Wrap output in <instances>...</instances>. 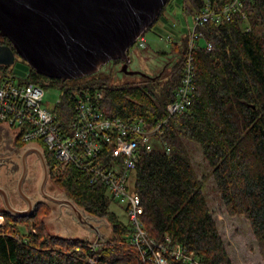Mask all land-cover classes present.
Masks as SVG:
<instances>
[{
	"label": "trees",
	"instance_id": "1",
	"mask_svg": "<svg viewBox=\"0 0 264 264\" xmlns=\"http://www.w3.org/2000/svg\"><path fill=\"white\" fill-rule=\"evenodd\" d=\"M207 1L184 0L185 16L196 14ZM209 1L217 7L228 0ZM241 8L230 20L201 28L204 38L196 49L197 96L186 113L169 118L160 144L141 149L131 178V188L140 193L142 222L150 237L167 244L168 236L170 244L185 245L199 264H232V260L185 139L201 145L227 212L249 219L264 256V0H245ZM186 40L175 42L172 50L179 59L160 82L146 78L141 84L118 87L96 74L62 81L33 68L20 79L44 87L45 82L63 86L56 108L63 125L74 115L77 93L101 88L106 97L100 109L106 115L141 116L153 126L167 116L166 105L182 81ZM205 40L212 42L211 50L204 46ZM0 42L11 45L6 37ZM46 157L52 173L53 158L48 152ZM57 181L77 205L109 220L112 238L94 245L88 239L47 232L41 220L47 212L45 204L30 218L0 210L6 219L0 227V264H147L129 241V224L110 210L112 199L103 183L92 182L74 164ZM25 223L34 228L23 233ZM169 257L172 264H188Z\"/></svg>",
	"mask_w": 264,
	"mask_h": 264
},
{
	"label": "built area",
	"instance_id": "2",
	"mask_svg": "<svg viewBox=\"0 0 264 264\" xmlns=\"http://www.w3.org/2000/svg\"><path fill=\"white\" fill-rule=\"evenodd\" d=\"M244 1L228 0L216 7L208 0L192 15V24L188 22L185 31L166 36L171 44L176 41L183 44L184 37H187L182 81L174 99L166 105L167 116L153 126L141 116L124 119L106 115L100 109L106 97L101 88L77 93L74 115L63 125L56 111L62 98L53 108H48L43 84L17 81L18 75L14 72L0 73V124L9 128L24 147L36 146L48 152L53 158L54 172L62 173L69 164H74L92 182L103 183L109 197L126 211L132 230L129 241L137 247L147 264L150 260L153 264H172L169 255L182 258L188 264H199L196 254L185 245L170 244L168 236L167 244L150 237L142 222L144 208L140 193L131 188V178L141 149L151 150L160 144L169 118L186 113L197 96L196 49L204 38L201 28L208 23L230 20L235 13L242 11ZM137 39L135 43L145 48V34ZM204 46L207 50L213 47L210 40H205Z\"/></svg>",
	"mask_w": 264,
	"mask_h": 264
},
{
	"label": "water",
	"instance_id": "3",
	"mask_svg": "<svg viewBox=\"0 0 264 264\" xmlns=\"http://www.w3.org/2000/svg\"><path fill=\"white\" fill-rule=\"evenodd\" d=\"M169 0H0V37L11 45L0 43V65L12 66L24 77L28 70L49 78L65 81L89 76L110 61L121 60L122 71L130 70L129 50L144 32L151 28ZM19 56L24 61H16ZM37 152L44 165L41 189L51 201L67 205L84 227L100 231L72 198L53 196L44 191L50 166L45 152L36 146L24 149V170L19 178V191L28 200L30 209H18L10 203L5 189L6 208L14 216L32 213L33 202L22 189L27 173L26 157ZM100 236V235H99Z\"/></svg>",
	"mask_w": 264,
	"mask_h": 264
},
{
	"label": "rangeland",
	"instance_id": "4",
	"mask_svg": "<svg viewBox=\"0 0 264 264\" xmlns=\"http://www.w3.org/2000/svg\"><path fill=\"white\" fill-rule=\"evenodd\" d=\"M184 0H169L164 13L157 18V21L153 26L147 29L144 34L147 39V45L145 48L140 47L137 43L133 44L130 49L131 62L129 63V69L139 70L146 74L145 76L139 73L129 74L122 71L121 60L110 61L101 67V70L93 73L96 76L103 78L107 77L109 83L113 86L120 87L133 86L135 84H141L145 79H153L154 81H164L167 76L173 70L175 63L179 59V54L172 49L175 43L167 41L166 36H174L176 32L185 31L187 23L193 21L192 16H185L183 9ZM16 58H19L17 56ZM5 66V65H4ZM12 66L0 67V73L12 72ZM24 78V77H21ZM20 80V76L17 77V81ZM45 104L48 108H53L56 101L62 98L63 86L57 83L45 82ZM104 92L105 89H103ZM5 133V134H3ZM1 133L0 137V152L3 154H12L15 148L12 147V142L8 138V133L5 131ZM6 137V138H5ZM155 142V139H153ZM186 146H188L189 155L193 160L194 167L198 176L203 179L204 193L208 199L209 206L214 213L216 225L219 232L225 241L227 251L230 253L232 264H264V256L262 254L258 239L255 237L252 224L248 218L242 214L231 215L227 212L225 205L220 197L218 187L215 182V178L211 172L207 159L203 154L201 145L192 140L185 139ZM22 144V143H21ZM23 145V144H22ZM16 152V151H15ZM17 156L14 155V162H18ZM30 180H36V177L40 178L43 174V167L36 159L35 155L30 157ZM11 167H1L0 169V181L18 177L19 172H11ZM66 171V170H65ZM57 173L52 171L48 178V190L53 196H68L64 191L63 186L57 181V177L62 176L64 173ZM51 172V170H50ZM77 204V203H76ZM45 208L47 212L41 215V220L45 222L46 230L54 235H60L67 238H80L88 239L94 243L105 242L112 238L113 230L112 225L106 217L91 215L85 208H79L90 218V221L97 226L100 233L92 231L87 227H84L74 217L71 212V208L67 205L46 200ZM1 208V206H0ZM110 210L115 212L123 222L128 223V216L123 206L117 201L111 200ZM6 223L4 215L0 214V227ZM34 226L29 227L27 223L21 226L23 233H27ZM100 235V236H99ZM152 264V263H151Z\"/></svg>",
	"mask_w": 264,
	"mask_h": 264
},
{
	"label": "flooded vegetation",
	"instance_id": "5",
	"mask_svg": "<svg viewBox=\"0 0 264 264\" xmlns=\"http://www.w3.org/2000/svg\"><path fill=\"white\" fill-rule=\"evenodd\" d=\"M0 40H1V37H0ZM16 61H24V60L17 58ZM4 131L9 134L7 139L10 142H12V147L15 148L14 150L16 152L14 151L12 152V154H3L2 152H0V169L1 167H8V168L11 167L12 169L11 172H14V171L19 172V175L17 178H15V181L13 179L6 180L5 182L0 181V189L2 188L5 189L6 193L9 196L10 203L13 207L15 208L17 207L18 209H24V210L28 209L29 210L30 207H29L28 200L19 191V181H20L19 178L22 175L23 170H24V166H23L24 153L23 152H24L25 147L24 145L21 144L22 141L12 134L9 128L0 124V137L2 136L1 133H3ZM14 155L17 156V159L19 160L18 162H14ZM32 155H35L36 159L40 162L41 166L43 167V173H44V165H42V160L39 154L37 152L29 153L25 159L26 166H27V173L23 179L24 181L22 183V189L24 193H26V195L30 197L29 199L33 202L34 209L32 213H30V215L19 216L23 218H30V216H32L39 208H41L46 203V200H48V198L44 195V193H42V189H41L43 174H42V177L40 178L41 179L40 181L38 177H36V180H30L29 178V174H30V166H29L30 163L29 162H30V157ZM45 156H46V152H45ZM46 160H47V157H46ZM49 177H50V174H49ZM47 190H48V182L44 186V191L47 192ZM0 206H1L0 210L9 212L8 208H6L4 194H1V193H0Z\"/></svg>",
	"mask_w": 264,
	"mask_h": 264
}]
</instances>
